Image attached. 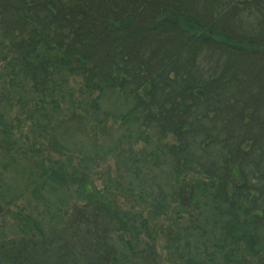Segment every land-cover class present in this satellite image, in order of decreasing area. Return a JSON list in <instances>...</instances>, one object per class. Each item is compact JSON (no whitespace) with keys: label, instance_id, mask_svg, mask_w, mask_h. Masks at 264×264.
Segmentation results:
<instances>
[{"label":"trees","instance_id":"16d2710c","mask_svg":"<svg viewBox=\"0 0 264 264\" xmlns=\"http://www.w3.org/2000/svg\"><path fill=\"white\" fill-rule=\"evenodd\" d=\"M62 121L93 149L55 139L48 156ZM20 159L39 197L83 207L17 206L0 264L54 244L85 264L69 248L82 229L97 264H263L264 0H0V183ZM18 198L0 192V214Z\"/></svg>","mask_w":264,"mask_h":264},{"label":"rangeland","instance_id":"374dc122","mask_svg":"<svg viewBox=\"0 0 264 264\" xmlns=\"http://www.w3.org/2000/svg\"><path fill=\"white\" fill-rule=\"evenodd\" d=\"M29 134L31 135V132H29ZM53 136L50 139L48 138L47 140H45V138H43L41 140L45 153L53 158H57L59 156V152L54 151L55 147L53 143L56 142L55 139L57 140V142L61 143L64 146V149L62 148L63 151L72 149L73 151L79 152L78 150L83 146L93 149L92 142L90 141L91 139L88 137V132L79 122L62 121V123H59L57 127H55ZM45 153L43 152V155H47ZM73 156L75 158L79 157L77 156V154H74ZM25 165L26 164L23 159H20V161H18L17 163L8 164L7 172L5 173V176H3L2 182L0 183V192H3L5 194L6 199H10L11 197L15 198L16 196L19 197L17 203L13 205L9 211L3 210V212L0 214V220H3V218L5 219L3 223V233L6 238H13V236L18 233L16 229L17 222L14 218L15 211L18 210L17 206H20V208L23 206V211L21 209L19 210V212H21L22 214L29 213V209H32L30 205L39 206L40 203L43 205L51 203L56 205L57 207L64 208L78 207L79 209V207H83V201H81V199L76 195L74 191H66L62 189H56L54 191L50 190L53 189V187H50L49 190H40V193H42V197H39V194L35 192V190L39 189L37 187H34V184L30 185V183H33L32 173H34V171H32V173L25 171ZM116 169L117 168L115 166L114 159L109 156L108 158L104 159V161L99 165L98 168H96L95 171H92L90 173V181L96 187H102L104 184V173L109 172L110 178L112 177V179H114ZM1 187H4V189L2 190ZM74 215H72V217H74ZM99 221L102 227L103 225L107 227H111L112 225V220L109 219H99ZM164 225V233L160 232L155 235L158 249H160L161 246L165 245L167 241L166 228H168L170 224L166 220V222H164ZM61 228V225H58L55 227V231ZM72 228L73 226L70 229ZM70 241L71 243H69V248H72L71 251L81 253L80 260L82 261V263L84 262L85 264H97V256L95 255V251L93 248L92 235L86 229L79 230L75 234V237H73ZM65 252V248L62 250L56 244L52 246L48 245V247L37 248L32 253L34 255L32 262L38 264H70L73 260V257L71 255H66ZM161 253L166 256V252L164 250ZM74 256L76 257L77 254ZM261 263L264 264V258L261 259Z\"/></svg>","mask_w":264,"mask_h":264}]
</instances>
